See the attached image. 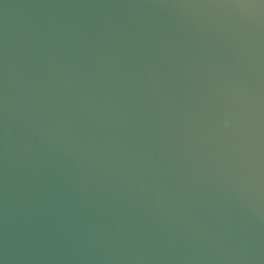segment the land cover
<instances>
[{"label":"water","instance_id":"obj_1","mask_svg":"<svg viewBox=\"0 0 264 264\" xmlns=\"http://www.w3.org/2000/svg\"><path fill=\"white\" fill-rule=\"evenodd\" d=\"M0 264H264V0H0Z\"/></svg>","mask_w":264,"mask_h":264}]
</instances>
